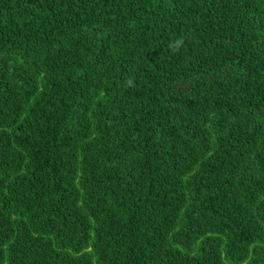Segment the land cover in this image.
<instances>
[{
    "label": "trees",
    "instance_id": "obj_1",
    "mask_svg": "<svg viewBox=\"0 0 264 264\" xmlns=\"http://www.w3.org/2000/svg\"><path fill=\"white\" fill-rule=\"evenodd\" d=\"M0 264H264V0H0Z\"/></svg>",
    "mask_w": 264,
    "mask_h": 264
},
{
    "label": "clouds",
    "instance_id": "obj_2",
    "mask_svg": "<svg viewBox=\"0 0 264 264\" xmlns=\"http://www.w3.org/2000/svg\"><path fill=\"white\" fill-rule=\"evenodd\" d=\"M184 41L182 38L176 39L173 42H170L169 44V48L172 50V52H178L179 49L183 46ZM125 85L128 87H133L134 86V80L129 77L126 81H125Z\"/></svg>",
    "mask_w": 264,
    "mask_h": 264
}]
</instances>
